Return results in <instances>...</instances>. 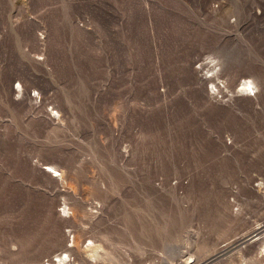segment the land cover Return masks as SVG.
<instances>
[{
  "label": "rangeland",
  "instance_id": "1",
  "mask_svg": "<svg viewBox=\"0 0 264 264\" xmlns=\"http://www.w3.org/2000/svg\"><path fill=\"white\" fill-rule=\"evenodd\" d=\"M0 264H264V0H0Z\"/></svg>",
  "mask_w": 264,
  "mask_h": 264
},
{
  "label": "bare ground",
  "instance_id": "2",
  "mask_svg": "<svg viewBox=\"0 0 264 264\" xmlns=\"http://www.w3.org/2000/svg\"><path fill=\"white\" fill-rule=\"evenodd\" d=\"M252 87H253V81L252 80H246V81H244V83H242V89L244 88L245 90H249V89L251 90ZM44 169L48 173H51L54 177H56L58 175H60V176L62 175L61 173L58 172V170H56V168H54L51 165L45 166ZM90 245L91 246L88 245L87 252L90 253L91 256H99L100 255V253H99V247L98 246H95L93 242ZM64 251H65V249H64ZM59 259H60V261H62L63 260L62 256Z\"/></svg>",
  "mask_w": 264,
  "mask_h": 264
}]
</instances>
